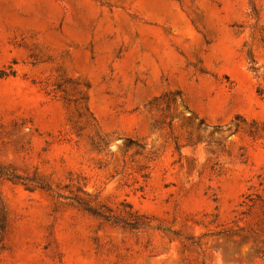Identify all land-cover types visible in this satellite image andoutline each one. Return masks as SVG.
I'll list each match as a JSON object with an SVG mask.
<instances>
[{"label":"rangeland","instance_id":"rangeland-1","mask_svg":"<svg viewBox=\"0 0 264 264\" xmlns=\"http://www.w3.org/2000/svg\"><path fill=\"white\" fill-rule=\"evenodd\" d=\"M0 264H264V0H0Z\"/></svg>","mask_w":264,"mask_h":264},{"label":"trees","instance_id":"trees-1","mask_svg":"<svg viewBox=\"0 0 264 264\" xmlns=\"http://www.w3.org/2000/svg\"><path fill=\"white\" fill-rule=\"evenodd\" d=\"M79 203H80V205H81L82 207H84V209H86V210H88V211H90V212H93V213H95V214H97V215H100V216H102V217H104V218H107V217H108V216H105L104 214H102V213L96 211L95 208H92V207L89 206V205L83 204L82 202H79ZM132 227H133V228H141L142 226L133 224Z\"/></svg>","mask_w":264,"mask_h":264}]
</instances>
